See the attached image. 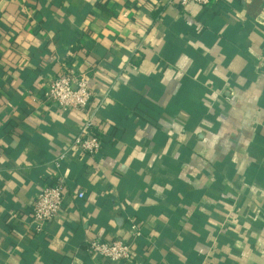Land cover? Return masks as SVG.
Instances as JSON below:
<instances>
[{
	"label": "crops",
	"instance_id": "1",
	"mask_svg": "<svg viewBox=\"0 0 264 264\" xmlns=\"http://www.w3.org/2000/svg\"><path fill=\"white\" fill-rule=\"evenodd\" d=\"M62 74L93 93L94 155L41 97ZM131 223V261L88 251ZM0 264H264V0H0Z\"/></svg>",
	"mask_w": 264,
	"mask_h": 264
},
{
	"label": "built area",
	"instance_id": "2",
	"mask_svg": "<svg viewBox=\"0 0 264 264\" xmlns=\"http://www.w3.org/2000/svg\"><path fill=\"white\" fill-rule=\"evenodd\" d=\"M180 6L195 4L206 6L210 0H176ZM41 97L44 102L67 111L78 109L84 112L85 120L78 131L72 137L71 148L78 149L85 154L94 155L101 150L102 144L94 124L95 109L92 106L93 93L88 87L86 76L56 75L48 80L42 89ZM57 158L56 164L62 159ZM64 181L58 177L56 182L41 186L31 206L30 223L36 231H41L43 226L53 220L62 210L64 201ZM83 197V192L78 193ZM131 241L125 242L121 239L100 240L95 239L87 243L88 251L97 257L112 262H129L133 258L134 241L141 233L134 223L130 224Z\"/></svg>",
	"mask_w": 264,
	"mask_h": 264
}]
</instances>
